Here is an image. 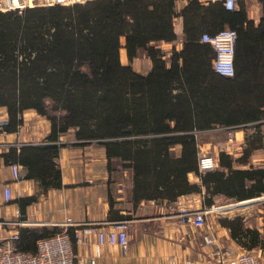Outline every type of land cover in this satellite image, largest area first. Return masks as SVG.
I'll return each instance as SVG.
<instances>
[{
    "label": "trees",
    "instance_id": "trees-1",
    "mask_svg": "<svg viewBox=\"0 0 264 264\" xmlns=\"http://www.w3.org/2000/svg\"><path fill=\"white\" fill-rule=\"evenodd\" d=\"M176 1L93 0L0 11V107L8 113L0 132H16L26 110L50 122L52 138L75 130L78 139L105 148L110 170L132 172L136 200L174 202L200 194L203 207H212L218 199L264 195L263 167L236 168L249 165L253 152L263 148L259 133L246 137L241 157L222 151L219 167L206 172L199 169L197 140L213 124L258 129L264 121V85L255 83L259 77L250 68L264 58V0H258L257 25L247 17V0L235 11L220 2L188 0L180 13ZM176 17L183 19V49L167 62L155 43L178 39ZM225 27L237 33L232 78L213 72L214 50L201 41L203 33ZM122 38L130 63L142 51L150 57L147 75L121 63ZM28 151L20 153L25 177L60 187L58 146L35 147L31 158ZM189 174L200 183L192 184ZM218 223L243 248L260 246V232L246 227L243 218Z\"/></svg>",
    "mask_w": 264,
    "mask_h": 264
},
{
    "label": "crops",
    "instance_id": "crops-1",
    "mask_svg": "<svg viewBox=\"0 0 264 264\" xmlns=\"http://www.w3.org/2000/svg\"><path fill=\"white\" fill-rule=\"evenodd\" d=\"M187 3L177 0V12L180 13ZM247 17L256 25L259 23L260 17L250 15L248 3ZM174 30L178 37L175 42L155 43L165 53L164 59L167 62H170L174 50L181 52L183 49L182 17L174 19ZM121 45L120 58L122 59L124 53L127 62L122 63L123 65L131 64L135 71L143 75L152 70V60L144 51L130 63L124 38L121 39ZM7 119L6 108L0 107V123ZM260 123L264 125V121ZM225 124L222 120V125ZM233 127L237 126L229 128ZM255 129V134L259 133L263 137V148L253 152L249 165L236 164L238 169L264 168V131L261 126L258 130ZM198 133V144L203 152L200 137L204 131ZM235 136L237 137L236 133ZM245 139L238 142L236 153L226 152L234 158L241 157L246 145ZM51 145L58 146L59 151L56 168L61 172V186L58 188L46 187L39 178H26V168L20 162L22 150L28 148L29 151L25 153L27 155L35 147L44 149ZM176 155H179L177 149ZM27 157L31 158L32 154ZM14 164L21 169L19 180H14L11 168ZM188 178L192 184L200 183L194 174H189ZM6 186L11 188L12 200L9 202L4 200ZM134 186L131 171L110 170L106 150L102 145L95 141L78 139L75 130L52 138L50 122L34 110H26L23 124L16 132H0V241L16 236L14 242L19 251L35 253L37 242L63 231L68 219L78 224L129 220L128 252L123 253L119 247L106 245L97 264H187V261L192 264H219L214 259L208 260L212 247L204 245L202 240V234L207 231L200 232L191 226L182 225L179 218L175 217L179 206L192 207V204H197L202 207L200 194L182 195L174 202L136 200ZM248 228L252 229V226ZM255 230L262 232L258 227ZM215 232L218 237L216 242L224 249L234 254L242 250L243 247L232 239L228 229L219 225ZM96 241L94 234L86 244L75 245L74 250L80 257H91Z\"/></svg>",
    "mask_w": 264,
    "mask_h": 264
},
{
    "label": "built area",
    "instance_id": "built-area-1",
    "mask_svg": "<svg viewBox=\"0 0 264 264\" xmlns=\"http://www.w3.org/2000/svg\"><path fill=\"white\" fill-rule=\"evenodd\" d=\"M93 0H0V11L10 12L22 11L30 6H54V5H74L85 4ZM240 0H199L200 3L207 5L209 3L220 2L227 11L238 9ZM29 3V4H28ZM181 18V17H179ZM180 39V38H179ZM201 41L208 43L214 50L212 59L213 72L223 78H232L236 74L235 57L237 33L228 27L215 34L203 33ZM233 128H219L222 130H231ZM213 129L206 130L212 131ZM230 142L234 137L230 136ZM200 150L199 169L200 172L212 171L219 167L218 159L210 154H202ZM14 180L21 178V169L17 164L12 165ZM4 200H12L11 188L6 186L4 190ZM253 201H264V195L245 200L230 206L221 207H202L192 209L188 206H179L177 215L180 223L185 226H191L198 231L207 229L202 234L203 244L212 247L209 253V261L216 260L219 264H264L263 259L246 248L233 253L224 249L216 241L218 237L212 226L208 224L207 217L212 211H226L231 208L250 204ZM175 210V208H174ZM1 219V205H0ZM1 221V220H0ZM70 230L72 232H70ZM130 221L121 220L112 223H74L68 219L64 224L63 231L52 236L44 237L37 242V251L35 253L21 252L15 245L16 236L6 238L0 241V264H97V260L102 256L104 246L119 247L123 253H127L130 247ZM96 235L97 241L94 244V254L91 257H80L74 250L75 245H84L88 242L90 236ZM187 264L192 262L187 261Z\"/></svg>",
    "mask_w": 264,
    "mask_h": 264
},
{
    "label": "rangeland",
    "instance_id": "rangeland-1",
    "mask_svg": "<svg viewBox=\"0 0 264 264\" xmlns=\"http://www.w3.org/2000/svg\"><path fill=\"white\" fill-rule=\"evenodd\" d=\"M187 1L188 0H183V3H187ZM247 3H248L250 15L255 18L261 17L262 9H261V5L259 4L258 0H247ZM33 6H30V7H33ZM30 7H26V8H30ZM121 63H124V64L127 63L124 53L121 59ZM250 68L252 69L253 74L254 75L257 74V76L259 77V78H256L255 83L258 80L259 83L264 85V58L260 60H253ZM259 91L256 90L255 92L256 95H257V92ZM237 127H240V128H237ZM237 127L236 129L225 131V130L219 129L222 127L214 125L211 128L213 129L212 131H207V132L202 133L201 134L202 136L200 137V142L201 144H203V148H204V151L202 154L207 153V154L217 157L218 154L222 151L236 153L237 151L236 149L239 146L238 142L242 141L248 136L254 135L256 132V129L251 124L237 126ZM261 130L264 131V125H261ZM235 133L237 137L235 136ZM230 136L234 137L233 142H230L229 140ZM263 136H264V133H263ZM236 203L238 202H234V201L226 200V199H218L215 207L222 208V206H230ZM262 204L263 203L254 202V203L247 204V206L246 205L238 206L232 209H228L226 211H220V210L212 211L208 215L207 221H208V224L212 226L214 231L217 230V228L219 227L218 220L222 218L235 219V218L240 217V218H243L246 226L248 227L252 226V229H255L257 227L260 228L262 231L260 232L261 244L260 246L255 248L254 251L252 252L256 255H259L263 259V262H264V208ZM202 207H198L197 204H192L191 208L198 209ZM204 230H207V229H204ZM239 251H241V249Z\"/></svg>",
    "mask_w": 264,
    "mask_h": 264
},
{
    "label": "bare ground",
    "instance_id": "bare-ground-1",
    "mask_svg": "<svg viewBox=\"0 0 264 264\" xmlns=\"http://www.w3.org/2000/svg\"><path fill=\"white\" fill-rule=\"evenodd\" d=\"M255 202V201H254ZM246 206H247V204H246ZM232 209V208H231ZM218 210H222V209H218Z\"/></svg>",
    "mask_w": 264,
    "mask_h": 264
}]
</instances>
